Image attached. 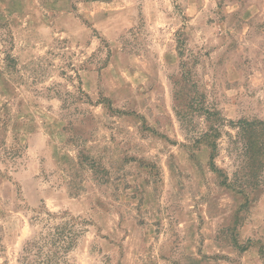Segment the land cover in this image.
Listing matches in <instances>:
<instances>
[{
    "label": "rangeland",
    "instance_id": "1",
    "mask_svg": "<svg viewBox=\"0 0 264 264\" xmlns=\"http://www.w3.org/2000/svg\"><path fill=\"white\" fill-rule=\"evenodd\" d=\"M240 120L264 122V0H0V264L64 224L52 263L264 264V182L221 183Z\"/></svg>",
    "mask_w": 264,
    "mask_h": 264
},
{
    "label": "trees",
    "instance_id": "2",
    "mask_svg": "<svg viewBox=\"0 0 264 264\" xmlns=\"http://www.w3.org/2000/svg\"><path fill=\"white\" fill-rule=\"evenodd\" d=\"M209 116L207 115L206 118ZM235 127L238 128L237 134L238 137H241L244 141V153L243 157L245 162L248 164L246 165L247 173L244 174L242 181L239 182L237 178H230L223 176L221 183L226 187H233L236 184H247L251 183L252 186H258L264 181L258 178L260 175L259 173L262 172V167H264V122L253 120V121H246L240 120L236 123H233ZM218 126H210L205 132L201 133L195 139V142H199L203 140L209 147L212 148L213 151L217 149V137H218ZM215 152L211 154L213 158ZM213 166V165H212ZM221 171H218L219 175ZM259 175V176H258ZM240 187V186H239ZM48 237V238H47ZM75 239V234L70 232L67 226L64 225H57L54 227L53 232H50L48 235L44 237V243L49 245L48 250L46 253H43L42 245L38 244V242H27L26 246L23 249V253L26 254L21 257V264H32L26 261L29 253L36 247L35 251V264H56L52 263V261L56 262L57 260V253L58 251L63 248L62 251L67 250L72 246V242ZM51 251V252H50ZM49 252L51 254H49ZM41 256V257H40Z\"/></svg>",
    "mask_w": 264,
    "mask_h": 264
}]
</instances>
